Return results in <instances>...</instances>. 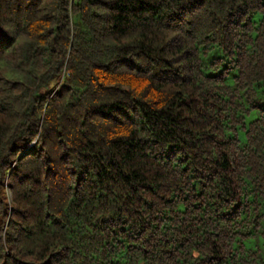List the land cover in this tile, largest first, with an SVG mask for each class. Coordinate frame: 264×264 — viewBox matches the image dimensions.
Listing matches in <instances>:
<instances>
[{
  "label": "trees",
  "instance_id": "obj_1",
  "mask_svg": "<svg viewBox=\"0 0 264 264\" xmlns=\"http://www.w3.org/2000/svg\"><path fill=\"white\" fill-rule=\"evenodd\" d=\"M0 264H264V0H0Z\"/></svg>",
  "mask_w": 264,
  "mask_h": 264
}]
</instances>
